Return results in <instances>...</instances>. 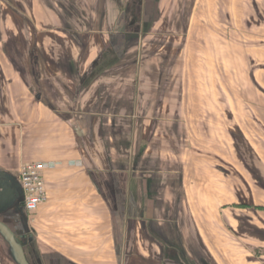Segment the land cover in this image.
Instances as JSON below:
<instances>
[{"label":"crops","instance_id":"obj_1","mask_svg":"<svg viewBox=\"0 0 264 264\" xmlns=\"http://www.w3.org/2000/svg\"><path fill=\"white\" fill-rule=\"evenodd\" d=\"M245 3L0 0V180L40 161L47 190L33 236L0 212L30 264H264V36L219 16Z\"/></svg>","mask_w":264,"mask_h":264},{"label":"rangeland","instance_id":"obj_2","mask_svg":"<svg viewBox=\"0 0 264 264\" xmlns=\"http://www.w3.org/2000/svg\"><path fill=\"white\" fill-rule=\"evenodd\" d=\"M255 1H261V3L258 5H253V3ZM245 4H246V9H249L250 12H246V13L235 12L234 13V12H232V10L230 12L224 10L223 12L220 11L219 16L221 17V19L223 21L235 22V24H241V22L246 23L249 21L250 28H248V29H244V30L230 29L231 32L233 31L235 33V36H242L243 31L245 32V37L247 35H251L252 37L253 36H264V0H246ZM249 4H251V6H248ZM233 8H235V6ZM196 31L197 30H195L193 27L192 32H191V40L192 41H193L194 37L196 36ZM219 31H224V30L219 29ZM192 41H191V44H192ZM256 46H258V45H256ZM252 47H254V46H252ZM188 63L190 64V62H188ZM206 80H207L206 78H203V81H206ZM13 208L14 207H12L11 209H13ZM17 217L19 218L20 225L24 227L22 216H20L18 214ZM239 223L241 225L240 229L243 227L242 229H245L248 233H250L249 238H247L246 236L244 238H245V242L246 243L248 242L247 245L250 247V250H251V252H250L252 254L251 260L255 261V260H257L259 253H260L259 252L258 222L257 221L256 222H253V221L248 222V221L244 220L243 222L240 221ZM236 227H237V225H236ZM242 229L239 230L240 233H238L237 231L235 232V235H236L235 239L240 236V240L241 239L243 240V237L241 236ZM237 233H238V237H237ZM30 235L33 236L32 234H30ZM241 258H242V256L237 254V259H235V260H242ZM235 262H237V261H235Z\"/></svg>","mask_w":264,"mask_h":264},{"label":"built area","instance_id":"obj_3","mask_svg":"<svg viewBox=\"0 0 264 264\" xmlns=\"http://www.w3.org/2000/svg\"><path fill=\"white\" fill-rule=\"evenodd\" d=\"M43 170L44 164L40 161L23 163L18 170V196L20 198L22 211L26 216L27 232L32 235H34L32 227L34 212H36L47 199Z\"/></svg>","mask_w":264,"mask_h":264},{"label":"water","instance_id":"obj_4","mask_svg":"<svg viewBox=\"0 0 264 264\" xmlns=\"http://www.w3.org/2000/svg\"><path fill=\"white\" fill-rule=\"evenodd\" d=\"M18 197V190L11 183L0 180V212L5 211L7 208L15 204ZM0 233L9 242L16 260L19 264H30L25 256L23 247L19 242L14 232L8 225L0 221Z\"/></svg>","mask_w":264,"mask_h":264},{"label":"flooded vegetation","instance_id":"obj_5","mask_svg":"<svg viewBox=\"0 0 264 264\" xmlns=\"http://www.w3.org/2000/svg\"><path fill=\"white\" fill-rule=\"evenodd\" d=\"M15 204H17V209H15V210H17L21 215H23L24 213L22 211V207H21V202H20L19 196L17 197V200H16Z\"/></svg>","mask_w":264,"mask_h":264}]
</instances>
